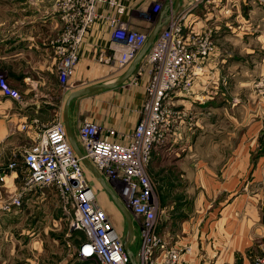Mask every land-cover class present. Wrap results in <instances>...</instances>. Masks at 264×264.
Listing matches in <instances>:
<instances>
[{"label": "crops", "instance_id": "crops-1", "mask_svg": "<svg viewBox=\"0 0 264 264\" xmlns=\"http://www.w3.org/2000/svg\"><path fill=\"white\" fill-rule=\"evenodd\" d=\"M18 1L20 5L14 7L15 9L6 7L4 13H0V77L21 95V100L16 101L0 92V173L7 172L8 163L13 158H19L23 149L35 141L37 134L43 132L55 120H62L64 124L65 118L67 119L70 134L82 151L77 140L78 129L83 113H91L94 110L99 114L95 118L105 125L104 127L113 124L118 130L116 140L124 142L134 127L137 117L134 111L140 108L145 100L147 72L137 73L139 63L120 86L73 99L65 116V102L72 92L87 86L116 81L132 61L120 66L112 57V51L109 49V22L97 19L83 39L74 71L67 83L61 84L52 46L63 26L58 0ZM120 1L126 7L121 21L129 28L148 33L149 37L157 27L158 34L170 15L182 8L188 0H179L176 8L173 0H162L164 4L153 25L138 20L135 10L142 6L149 7L158 2L157 0ZM99 12L109 14L110 10L103 6ZM184 23L186 31L202 33L206 28H211L215 45V52L205 61L206 74L196 78L189 93L174 94L170 99L172 107L186 106L194 112L196 118L192 126L180 125L175 132L176 142L179 139L181 149L188 151L186 157L181 156V166L197 168L196 173H191V176L187 174V195L184 197L196 198L198 208L222 207L227 214L232 210L241 213L242 207L244 211L247 210L248 216L243 218L240 224L227 221L225 215L218 218L216 223L208 224V230L217 231L212 236L233 251L250 245L256 223L264 220L260 217L255 201L247 200L243 194L232 197L250 166L257 167L251 173L255 176L252 183H256L257 189L264 187V125L258 120L264 118V107L253 105L255 96L252 92L254 80L260 72H264V0L202 2L195 11L187 14ZM136 76V85L122 91L125 83ZM125 100H129L128 104ZM102 136L107 137L105 131ZM193 151H197L200 156L188 157ZM198 151L203 152L200 154ZM186 171L189 173V169ZM5 181V184L0 181V264H55L58 256L55 257L54 251L45 254V250H42V240L36 246V252L45 255L43 262L41 259L30 261L29 256L23 262V251L27 252L31 241L32 246L38 239L35 237L28 240L29 227L23 217L38 195L27 192L22 196L21 205L14 206L9 201L13 191L18 190V178L14 172H8ZM222 192L230 194L231 200L222 204ZM259 194L261 199L262 192ZM4 207L8 209L4 210ZM210 214L211 212L208 219L212 218ZM45 225L43 230L47 229V232L58 228L55 219ZM17 228L23 231L21 238L12 239L9 231ZM115 229L123 241L129 240V231L123 235L122 228ZM137 231L134 226V232ZM178 233L170 235L166 232L165 237L175 243ZM80 239L82 237L78 236V241ZM139 242L140 238L137 236L136 239L134 233L129 242L133 256ZM18 251L21 254H18ZM186 256L189 255L185 254ZM75 257L79 264L90 263L79 261L77 255Z\"/></svg>", "mask_w": 264, "mask_h": 264}, {"label": "built area", "instance_id": "built-area-1", "mask_svg": "<svg viewBox=\"0 0 264 264\" xmlns=\"http://www.w3.org/2000/svg\"><path fill=\"white\" fill-rule=\"evenodd\" d=\"M188 0L171 14L164 27L138 66L137 73L147 72L143 118L124 142L116 140L117 132L105 131L96 122L84 121L78 129L83 158L103 176L118 194L133 224L139 230L140 246L134 254L136 264H190L177 243H171L158 232L159 205L145 169L153 146L161 142L180 114L169 100L180 90L187 91L193 80L205 73V61L214 47L208 37L197 40L198 34L186 31L184 20L202 2ZM103 6L109 14L99 12ZM162 6L136 9V18L153 25ZM62 29L52 42L58 79L65 85L78 62L79 49L90 26L105 19L111 29L109 49L120 66L129 64L147 41L148 33L129 28L121 21L126 11L120 0H59ZM258 86V85H257ZM0 92L16 101L20 94L0 77ZM24 128V127H22ZM7 172L0 173L4 182L8 172L20 173L24 188L56 187L63 199H71L74 212L71 231H81L83 238L77 247L79 261L95 264H131L124 241L97 201L66 135L62 120L50 124L22 156L21 162H10ZM23 194V191L20 192ZM22 196L12 200L19 207ZM255 264H264V254Z\"/></svg>", "mask_w": 264, "mask_h": 264}, {"label": "rangeland", "instance_id": "rangeland-1", "mask_svg": "<svg viewBox=\"0 0 264 264\" xmlns=\"http://www.w3.org/2000/svg\"><path fill=\"white\" fill-rule=\"evenodd\" d=\"M157 1L158 2L155 3H158L159 5L163 6L164 1L163 2L162 0H157ZM18 5H20V2L18 0H13V2H11L10 0H8L7 2L5 0H0V13H4V9L6 7L7 8L10 7V9L11 8L15 9L14 7H17ZM149 7L142 6V8L140 9L146 10L149 9ZM124 24L127 25L125 22ZM197 34L199 35L197 40H203L205 39V37H208L215 51V45L212 40L211 28H206L204 32ZM205 74L206 72L201 75L203 76ZM136 79L137 76L132 78L130 81L126 82L122 88V91L133 88L134 85H136ZM195 81L196 78L193 80L192 85L189 86V89L187 91L180 90L176 94L189 93L191 89L194 87ZM252 90L255 96V101H253V105H256V107L257 106L264 107V72H260V74L256 77L252 85ZM104 95H108V94H104ZM128 101L129 100H125L127 104ZM169 102L172 107L171 100H169ZM174 111L180 114V118L174 120L172 127L163 136V140L161 142L154 144L150 161L145 169L146 175L150 183L152 184V189L159 205V211L156 217L158 223V232L166 240H168L165 237L166 232H168V234L170 235L171 233L179 232L175 238V241H177L175 243L179 245V247L182 249V251L185 252V254L189 255L188 257L187 256L185 257L186 258L185 260L188 261L190 264H255L257 259L260 258L262 254H264V220H262V222L260 221V223H256L254 235H253V241L251 242L250 245L239 247L238 249L232 251V248L228 247L225 243L219 241V239L212 236L217 231H214L215 229L208 230L207 228L208 224H211L213 222L216 223L218 221V218L220 217L222 218L224 215L227 221L231 220L234 221V223L238 222V224H240L243 218L248 216L247 210L244 211V208L242 207L241 213L239 211L232 210L227 214L226 212L223 211L222 207H220V209H218V207H213V206L209 207L208 209H206V207L198 208L196 205V201H197L196 198L192 197L187 199L184 197L187 195L186 194L187 174L191 176L192 174L196 173L197 168L195 166L191 167L188 165H187L188 167L181 166V162H180L181 156L186 157L188 151L187 150L183 151L181 149V144L179 142V139L176 142L175 138L177 137V134H175V132L179 129L178 127L180 125L192 126L195 123L196 118L194 112H191L188 108H186V106H180L178 108H174ZM134 112L135 114H137L134 123V127H135L137 123L143 118L142 106L136 109ZM96 116L98 117L99 114L95 110L92 111L91 113H85V114L83 113V118L81 119V121L96 122L102 127V131L107 132L109 130H114L118 134V130L117 128H115L113 124L104 127L105 125L103 126L102 123H100L95 118ZM108 120L111 122L109 117ZM258 120H261L260 123L264 125V118H258ZM22 127L25 126L23 125ZM133 129L131 133L133 132ZM131 133H129L128 136L131 135ZM42 134L43 132L38 133L35 141L30 146L23 149L20 157L13 158L10 162H21L23 153L27 149H29L35 142H37V140ZM198 152L201 154L203 151H198ZM197 156L200 155H197V151L196 152L193 151L191 152V155H189L188 157L195 158ZM83 168H84L85 177L88 180L89 184L91 185L92 191L97 201L99 202L100 206L102 207V209L104 210V212L106 213L107 217L110 219L112 224L115 223L114 226L117 227L118 229L122 228L123 235H125L128 231V227L124 216L116 207V205L114 204L112 198L107 193V191L97 181L94 174L91 171H89L85 166H83ZM256 168H257L256 166L249 167V171L247 175L240 182V184L238 185L240 187L237 189L236 193H233L234 195H232V197L234 198L237 195L239 196L240 194H243L247 200L250 199L253 202L255 201L258 204V212L260 214V217L264 218V190H260L261 188L264 187L261 186L258 187L257 189L256 183L255 182L252 183V180H255V176H252L251 173H253L256 170ZM187 169H189V173H187L186 171ZM18 175H20V173L16 174L18 178L17 181L18 190L13 191V196H11L12 194L9 195L11 196L9 203L11 204L12 200L17 198L19 195L24 197L27 194V192H32L34 193L33 195L35 194L38 195L36 199L34 198L33 205L27 208V211H25V216L23 217V220L29 227L28 240L30 241L35 237L38 238L37 240H35L36 242H33L35 244H33L32 246H31L32 244L31 241L27 252L23 251V257H22L23 262L26 258H28V256L30 261L32 260L36 261L38 259L39 260L41 259V262H43V258L45 255L38 254L36 252L37 251L36 246L42 240L43 242L42 250L43 249L45 250V254L54 251L55 257L58 256L57 259H55L54 261L55 264L59 262L60 264H79V262L76 260L75 257L77 253L76 247H78L81 241V239L78 241V236L82 238L84 236L81 231L70 230V224L74 212V205L71 199H63L59 195V191L56 187H49V188L40 187V188H33L27 191L22 190L24 188V184H23L24 180L23 177H19ZM105 182L110 187V189L115 192L113 187L107 181ZM2 183L5 184L6 181ZM184 183L185 185H183ZM262 184H264V181H262ZM20 190L23 191V194L20 193ZM260 192H262L261 199L259 194ZM41 196H43L42 199ZM232 197L230 194H227L226 192L225 193L222 192L221 194L222 204L226 203L228 200H231ZM8 207L7 208L4 207L3 209L6 210L8 209ZM209 212H211L210 214V216L212 217L211 219H208ZM53 219L57 221L58 228L53 232L51 230L47 232V229L43 230V228L46 227L45 223L52 222ZM58 230L59 232H56ZM137 230L138 228H136V231ZM9 232H10L9 236L12 239L13 237L20 239L21 238L20 234L23 231H21L20 228H17ZM137 232H134L136 234V239L137 236L140 238L139 230ZM208 234H211V236H209ZM138 245L140 246V242ZM18 254H21V252L18 251ZM18 256L20 257L22 255H18ZM191 259L192 260L195 259V260L192 262L190 261ZM85 261L90 262L88 264H95L93 261H87V260Z\"/></svg>", "mask_w": 264, "mask_h": 264}, {"label": "water", "instance_id": "water-1", "mask_svg": "<svg viewBox=\"0 0 264 264\" xmlns=\"http://www.w3.org/2000/svg\"><path fill=\"white\" fill-rule=\"evenodd\" d=\"M173 2L175 3V8H176L178 6L179 0H173ZM158 30H159V27H157L151 33V35L147 38V41L143 45L142 49L139 51V53L136 55V57L130 63L128 69L116 81H114L112 83H106V84L91 85V86L84 87V88H82L80 90H77L75 92H72L68 96V98L66 99V102H65V116H66V111L68 109V105L70 104V102L73 99L78 98V97L83 96V95H86V94H89V93H93L95 91H99V90L102 91V90L112 89V88L118 87L121 84H123L127 80V78L133 73V71L136 69L137 65L140 63V61L142 60V58L146 54L147 50L149 49V47L153 43ZM64 126L66 128L67 138H68V140L70 142V145H71L72 149L74 150L76 156L81 160L83 166H85L89 171H91L94 174V176L96 177L97 181L107 191V193L112 198V200H113L114 204L116 205V207L119 209V211L124 216V218L126 220V223H127L128 231H129L128 232L129 233V240L128 241H126V240L124 241V249H125L126 253L129 255V257L131 259V264H136L135 260H134L133 253L129 249V242L132 240V238L134 236V224H133V221H132L130 213L124 207V205H123L122 201L120 200L119 196L113 190H111L110 187L107 185V183L105 182V180L102 177V175L93 167V165H91V163H89L88 161H86L83 158L81 151L79 150L78 146L76 145V143L74 141V138L70 134L66 118L64 120Z\"/></svg>", "mask_w": 264, "mask_h": 264}, {"label": "bare ground", "instance_id": "bare-ground-1", "mask_svg": "<svg viewBox=\"0 0 264 264\" xmlns=\"http://www.w3.org/2000/svg\"><path fill=\"white\" fill-rule=\"evenodd\" d=\"M78 140V139H77Z\"/></svg>", "mask_w": 264, "mask_h": 264}]
</instances>
